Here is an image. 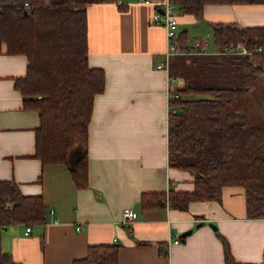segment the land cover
<instances>
[{
    "label": "crops",
    "instance_id": "crops-1",
    "mask_svg": "<svg viewBox=\"0 0 264 264\" xmlns=\"http://www.w3.org/2000/svg\"><path fill=\"white\" fill-rule=\"evenodd\" d=\"M153 14V6L135 0L86 9L88 64L104 71L105 85L93 99L85 189H76L66 164L42 165L33 157L38 115L23 109L14 87L27 59L7 54L0 42V180H13L23 195L41 196L48 207L43 225L3 230L2 250L14 261L71 264L89 245L116 244L119 264H225L220 234L236 261L262 262L264 218L246 217L241 187H224L219 201H192L184 210L140 206L143 193L193 188L191 173L168 164V78L157 67L168 47ZM177 21L191 43L210 51L213 24L264 26V5L209 4L200 16L178 13ZM80 150L77 144L72 162ZM125 207L137 212L135 219L123 222Z\"/></svg>",
    "mask_w": 264,
    "mask_h": 264
},
{
    "label": "trees",
    "instance_id": "trees-1",
    "mask_svg": "<svg viewBox=\"0 0 264 264\" xmlns=\"http://www.w3.org/2000/svg\"><path fill=\"white\" fill-rule=\"evenodd\" d=\"M8 1L0 5V42L7 54L27 59L25 75L14 87L23 109L38 115L33 157L42 165L66 164L76 189H85L88 125L94 96L105 85L104 71L88 64L86 9L118 0ZM170 1L179 14L195 16L209 4L264 5V0ZM212 29L213 53L195 47L186 29L177 31L172 41L179 54L169 64L170 77L180 83L171 89L177 97L168 102V164L191 173L193 188L143 193L140 206L184 210L192 201H219L224 187L238 186L246 217L264 218V126L251 120L253 95L264 82V26L216 23ZM237 43L248 53L232 54ZM77 144L81 150L72 162ZM47 210L41 196H25L13 180H0V264H21L2 250L3 230L43 225ZM218 238L225 264H264V249L262 262H238L226 238ZM71 264H119L118 246L89 245Z\"/></svg>",
    "mask_w": 264,
    "mask_h": 264
},
{
    "label": "built area",
    "instance_id": "built-area-1",
    "mask_svg": "<svg viewBox=\"0 0 264 264\" xmlns=\"http://www.w3.org/2000/svg\"><path fill=\"white\" fill-rule=\"evenodd\" d=\"M135 1L138 3L148 4L153 6L154 7V14L152 15L153 21L159 23L165 28L168 49H166L164 59L158 63L157 67L159 69H163L166 72V76L168 78V102H169L171 98L177 97V94L171 92V90H169V87L171 85L177 86L179 83L178 80L170 77L169 75L170 58L173 55L179 54V49L176 47V45L173 44L172 41L178 31L177 30L178 13L174 10L175 6L172 4L170 0H135ZM194 46L201 47L203 49V52L208 53L207 51H205L206 45L204 43L196 41L194 42ZM230 52L235 55L248 53L243 43H237L236 46L232 48ZM52 212H53L52 210H49V213ZM136 216H137V212L131 207H125L121 211V217L123 222H129L130 220L135 219ZM29 232H30V227H26V233L28 234ZM174 241L178 242V239L176 238Z\"/></svg>",
    "mask_w": 264,
    "mask_h": 264
},
{
    "label": "rangeland",
    "instance_id": "rangeland-1",
    "mask_svg": "<svg viewBox=\"0 0 264 264\" xmlns=\"http://www.w3.org/2000/svg\"><path fill=\"white\" fill-rule=\"evenodd\" d=\"M207 42H208L210 48L212 47V50H214L213 46H211L212 45L211 44V42H212L211 34L208 36ZM212 50H210V51H212ZM210 51H207V52H210ZM222 54L228 55V52L223 51ZM174 56L175 55L171 56L170 61H172V59H173L172 57H174ZM263 94H264V82L261 85V87L259 88V90L254 93L253 98H252L251 120H252V124L257 125V126H264V97H262V99L260 100V96Z\"/></svg>",
    "mask_w": 264,
    "mask_h": 264
},
{
    "label": "water",
    "instance_id": "water-1",
    "mask_svg": "<svg viewBox=\"0 0 264 264\" xmlns=\"http://www.w3.org/2000/svg\"><path fill=\"white\" fill-rule=\"evenodd\" d=\"M75 147H76V145L74 146V148L73 149H75ZM191 231H188V233H190Z\"/></svg>",
    "mask_w": 264,
    "mask_h": 264
}]
</instances>
